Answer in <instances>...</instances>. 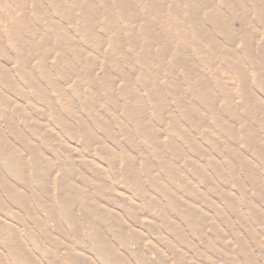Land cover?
I'll return each instance as SVG.
<instances>
[{"label": "rangeland", "instance_id": "obj_1", "mask_svg": "<svg viewBox=\"0 0 264 264\" xmlns=\"http://www.w3.org/2000/svg\"><path fill=\"white\" fill-rule=\"evenodd\" d=\"M155 1L152 6L160 11L147 14L145 41L140 28L146 3L136 0H0V66L7 77L5 86L0 82V103L9 101L0 105V264H264V154L258 151L264 149V87L255 79L261 77L264 84L259 57L263 33L257 25L249 31L253 41L246 55L239 23L254 22L253 6L237 0L241 9L231 13L217 0H194L199 8L195 18L206 37L196 44L192 39L179 42L167 24L170 10H178L179 21L186 16L188 0ZM18 7L37 30L26 40L38 46L30 55L26 47L16 56L5 34V16ZM213 12L224 25L223 35L205 21ZM46 19L65 35L63 41ZM85 29L92 32L91 41L98 40L97 48L83 39ZM43 46L48 54L40 65ZM174 51L206 90L195 86L194 76L184 79L183 67L173 64ZM210 56L211 65L199 62ZM17 57L29 61L21 73ZM86 68L97 87L91 108L106 119L113 141L94 128L77 102L87 87L81 82V91L75 92L73 85ZM234 69L241 70L239 79ZM29 72L34 79L42 75L50 108L25 83L23 73ZM60 72L67 82L60 81ZM141 76L155 87L156 102L165 110L162 122L146 100ZM104 78L113 82L117 111L107 108L99 88ZM123 79L134 105L143 108L137 131L121 114ZM242 82L248 102L262 111L244 108ZM49 83H58L73 102L72 114ZM176 96L202 117L193 121L195 127L181 118ZM223 102L233 117L223 112ZM170 116L194 151L169 132ZM219 122L232 133L222 131ZM84 131L90 137L81 136ZM169 134L175 154L165 150ZM154 143L162 149L158 155L151 150ZM248 167L255 170L256 189L243 171ZM196 171L204 174L198 177Z\"/></svg>", "mask_w": 264, "mask_h": 264}, {"label": "bare ground", "instance_id": "obj_2", "mask_svg": "<svg viewBox=\"0 0 264 264\" xmlns=\"http://www.w3.org/2000/svg\"><path fill=\"white\" fill-rule=\"evenodd\" d=\"M138 2H143L146 3V6L142 8V13H143V19H141L142 22V28H140V37H142V39L145 41L148 39L147 36V26L149 24V19L147 14L150 12H154L155 15H157L159 13V9H155L154 6H152V4H155V0H136ZM205 1V0H204ZM204 1L198 0L199 3H202ZM252 6L253 9L255 11L254 13V22H248L247 20L245 22H240L241 28H240V35H242L244 37V53L246 55L249 54L250 51V43L253 41V38L251 36V33L249 32L250 30L255 29L256 25L260 28V30L263 33L262 36V41L260 43V51H259V57L262 60L261 65L264 66V0H247ZM220 8H224L227 9L229 12L232 13V10H240L241 9V2H238L237 0H217ZM231 3H232V7H231ZM105 5L102 7L103 10H105ZM186 10H184V12L186 13V16L181 20H177L175 18V16L177 15L178 10H170L171 12V16L169 18H167V24L169 29H171L173 31V33L178 37V41L182 42L184 39H192L196 44H198L200 41L204 40L206 37H204V31L199 27L197 20L195 18V14L198 12L199 8L196 7L194 0H188V2L185 4ZM18 9L20 11H10L8 13V15H6L5 17V21L8 24V27L5 31L6 37L8 38V40L13 44L14 47V51L16 56L18 55V52L21 49L24 48H30L29 49V55L32 54L34 51L38 50V46L37 45H28V43L26 42V40H30V38L32 37V35H34L36 33V28L33 25H30V23L27 22L26 20V16H25V12L22 8L18 7ZM235 13V12H234ZM233 13V14H234ZM36 17L38 18V15L35 14ZM2 19V18H0ZM38 20V19H36ZM63 20L67 23L68 19L66 17H63ZM205 21L207 22V24L214 29L215 32L219 33L220 35L224 34V25L223 23H221V20L218 18V13L213 12L212 14H206L205 15ZM47 22V26L49 27V29L51 30V32H55V35L57 36L56 39H58V41H63L65 35L58 31L59 28L55 27V26H50L52 24L51 21H49L48 19H46ZM103 31L106 32L105 27H103ZM26 32H27V37H26ZM31 33V34H29ZM92 35V32L89 33V35L87 34V30L85 29L84 34H83V39L85 40V42L87 43H91L92 45L95 46V48L98 47V40L93 39L91 41L90 36ZM225 36V35H224ZM226 41H229L228 39ZM114 42V39H112L110 41V43ZM150 42L146 45V42H144V47L149 46ZM131 47H133L132 45H130ZM214 50L217 51L218 50V45L217 43L214 44L213 46ZM75 54L78 53L77 50H74ZM47 51L44 49V46L40 48L39 50V54H38V61L40 65H43L45 62V58L47 55ZM171 58L173 60V64L174 65H180L183 67L184 69V79H189L191 76H194V79L196 80L195 82V86L198 89L201 90H206L207 85H205L203 82H199L198 78L195 74L194 69L190 66V64H187V62L184 60L183 57L180 56L178 51H174L173 54H171ZM59 60V59H58ZM125 63L127 64L128 61L125 58ZM60 61V60H59ZM250 65L252 67H254V62L252 61V59L250 58ZM29 61H26L25 59L21 58V57H17V65H18V72L21 73V71L27 66ZM199 62H201L202 64L205 65H211L213 63V57L210 56L209 58H204V59H199ZM36 67V69L39 67ZM69 71V69H68ZM147 70L143 71L142 74L145 76V74ZM234 73L235 75H237V78L239 79L242 75L241 70L240 69H234ZM264 73V71H263ZM25 76L23 77L25 83L33 89H36L37 91L34 90V92L37 93H41L44 99H42L47 108L51 107V103L47 97V91L46 89L42 88L40 85V76L38 79H34L32 77V74L29 72L27 73H23ZM83 79L82 80H76L74 85H73V91L75 92H79L81 91L80 88V84L81 82H84L87 89L82 92L81 91V95L77 97V102L79 104V107L86 112L92 119H93V126L94 128L100 130L102 136L106 137V138H111V140L113 141L112 137V133L110 132V130L108 129V124L106 122V119L103 117L98 116L91 108V104L96 103V99L92 98L93 97V93L97 91V87L95 85V81L92 78V76L90 75V72L88 70V68L84 69L83 71ZM148 74H150V72H148ZM59 79L61 82H67L68 81V76L64 73V72H60L59 73ZM6 74L5 71L3 69L2 66H0V82L1 85L5 86V82H6ZM256 81L259 83L258 85L262 88L264 87V84H261V81H263V79L261 77H256L255 78ZM99 88L104 92V95L106 96V105L107 108H115L113 109L112 112L117 111V108L114 106L113 103V89H112V84L113 82L107 78H104L100 81H98ZM127 85L128 82L126 79H123V87L121 90L122 93V97L125 98L126 103L123 106L122 110H121V114L123 116V118L129 122L130 125L133 126L134 130H138V127L140 125L139 123V119L141 117V112L143 111V108H137L134 105V101H135V97L134 95H132V93L127 91ZM49 89L54 90L58 93V99L60 101L63 102V107L64 110L70 115L72 114V109H73V102L67 97V95L64 93L63 89L60 87V85L54 84V83H49L48 84ZM140 86L144 87V88H148L147 90V94H146V100L151 102V110L153 111V115L155 117V119L157 120V122H162L163 120V115L162 113L165 111L163 109V107L157 103L158 101L156 100L155 97V92L154 86H148L147 82L145 81L144 77L141 76L140 78ZM8 87V84L7 86ZM240 93L241 94V98L242 100H245L247 102H244V108L245 109H249L251 111V113L253 112V108L258 110V111H262V107L257 106L255 103L252 102H248L249 101V94L247 91H245V84L242 82L240 84ZM171 92L174 95H177L175 88L172 86L171 87ZM231 96L230 92L227 90L226 91V97L229 98ZM109 97V98H108ZM177 97V96H176ZM251 99V98H250ZM7 103H0V105L3 106H8L9 105V101L6 100ZM157 101V102H156ZM176 108L179 110L181 118L185 121L188 122V124L191 127H195L196 124H193V121L196 120L197 123H199V121L202 119V117L195 111L191 112L189 110L186 109L185 103L182 99L180 98H176ZM222 109L223 112L227 113V115H229L230 117H233V113L229 110L228 106L226 103L223 102L222 104ZM209 111H212V108L208 109ZM211 114V113H210ZM52 121H55L53 118V115H51ZM216 120H219V117L216 115L215 116ZM76 120H80L79 118H77ZM247 120H251V116L247 115ZM121 120H115L114 123H120ZM176 120L173 117H169V121L168 123L170 124V128H169V132H176L177 133V137H179V139L184 142L185 144H187L188 148L192 151H194L192 149V147L187 143V141L184 139V137L182 136V131L178 130L176 124H175ZM219 127L222 131H224L227 134H231L232 131L230 129V127L222 122H219ZM246 127H243L241 130L244 134H247V130L245 129ZM64 133H67V129H64ZM150 131L145 132L144 137L148 138ZM84 137H90V135H88L85 131L83 133H81V136ZM170 137V141L167 143L166 145V151H170V152H174V149L172 148V139L171 138V134H169ZM155 144V143H154ZM105 150H108L107 148H105ZM151 150L155 153V155L160 154V152L162 151V149H160L157 144H155L154 146L151 147ZM109 151V150H108ZM259 153L264 154V149H258ZM123 153L125 152V150L122 151ZM260 154V156H261ZM262 157V156H261ZM109 163L110 160H109ZM264 166V163L261 164ZM9 169V168H7ZM9 171V170H8ZM245 175L248 178V181L251 185H253V187L256 189L257 187V182L255 180L256 174H255V170L252 167H248L245 168L244 170ZM8 173V172H7ZM196 174L198 175V177L204 173H202L201 171H196ZM174 199L171 198L170 202H173ZM225 204L228 206V208L232 209L231 205L228 202H225ZM185 218L188 216V221L189 224L193 222V220L191 219V217L185 213L184 214ZM251 216L256 217L257 213L255 210L251 209ZM264 227V225H263Z\"/></svg>", "mask_w": 264, "mask_h": 264}]
</instances>
